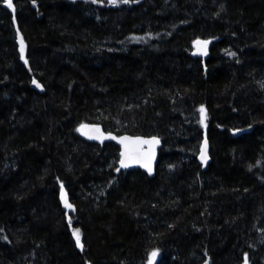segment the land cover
<instances>
[{
	"label": "trees",
	"instance_id": "16d2710c",
	"mask_svg": "<svg viewBox=\"0 0 264 264\" xmlns=\"http://www.w3.org/2000/svg\"><path fill=\"white\" fill-rule=\"evenodd\" d=\"M13 5L0 0V264H264V0ZM85 123L159 136L155 175L119 169L120 146L87 141Z\"/></svg>",
	"mask_w": 264,
	"mask_h": 264
},
{
	"label": "water",
	"instance_id": "95a60500",
	"mask_svg": "<svg viewBox=\"0 0 264 264\" xmlns=\"http://www.w3.org/2000/svg\"><path fill=\"white\" fill-rule=\"evenodd\" d=\"M196 54L206 56L207 47L203 45H199L196 48ZM82 126L80 127V133L84 139H86L87 141L99 142L101 144H104L107 141H113L120 146V154L121 152L125 150V146L124 144L121 143V139L124 137H127L128 144H129V151L133 159L129 162V166L126 168L121 167L120 161H119V169L140 167L143 170H145L149 175L151 176L155 175L156 165H157L158 157H159V149L162 145V140L159 136L135 135V134H130V133L118 134L113 131L105 130L104 126L99 123H85ZM97 129L98 131H96ZM93 137H98V138H93ZM154 138L155 140H158L159 143H154V144L132 143L134 141H152ZM205 140L207 141V157H208L206 162L201 160L200 158L201 152L199 156V159L202 162L204 167L207 166L210 160L209 143L207 139H204L202 143V147L204 145ZM149 168L151 169V171H149ZM63 204L65 205L64 200H63ZM155 252H157V255L155 258H152V255H151L150 264H155L157 260L159 259V252L158 251H155Z\"/></svg>",
	"mask_w": 264,
	"mask_h": 264
},
{
	"label": "snow or ice",
	"instance_id": "6c2138e0",
	"mask_svg": "<svg viewBox=\"0 0 264 264\" xmlns=\"http://www.w3.org/2000/svg\"><path fill=\"white\" fill-rule=\"evenodd\" d=\"M4 2L6 3L7 7L10 8V9H13L14 10V5H13V0H4ZM122 2L124 3H128L129 0H122ZM112 3H116V0H112ZM207 41H204V42H201V41H197L196 44L199 46V45H203L206 47L207 45ZM21 55L23 56V52H24V44H23V40L21 39ZM33 83H36L35 81H33ZM37 87H39V85L37 84ZM200 113H201V116H200V123L201 124H205V121L207 119V115H206V112H205V109L203 107H201L200 109ZM206 126V125H205ZM84 127V126H82ZM98 131V129L96 130ZM93 138H98V137H93ZM121 143L124 144L125 146V150L123 152H121V159H120V166L123 167V168H126L129 166V162L133 159V157L131 156L130 154V151H129V144H128V138L127 137H124L121 139ZM132 143H146V144H154V143H159L158 140H155V138L152 140V141H134ZM201 160L202 161H205L207 160V141L205 140L204 142V145L203 147L201 148V156H200ZM149 171H151V169L149 168ZM61 199L64 200L65 202V205L66 207H71V205H69L67 203V200L63 194V186H61ZM73 237L75 239V243L77 245V247H80V248H83V245L81 243V233H80V230L79 229H74L73 230ZM152 258H155L156 255H157V252H153L152 254Z\"/></svg>",
	"mask_w": 264,
	"mask_h": 264
},
{
	"label": "rangeland",
	"instance_id": "374dc122",
	"mask_svg": "<svg viewBox=\"0 0 264 264\" xmlns=\"http://www.w3.org/2000/svg\"><path fill=\"white\" fill-rule=\"evenodd\" d=\"M112 1V0H111ZM197 41H201V42H204L205 40H197ZM196 41V42H197ZM196 42H195V48H197L198 47V45L196 44ZM207 45H208V43H207ZM207 45H206V47H207Z\"/></svg>",
	"mask_w": 264,
	"mask_h": 264
}]
</instances>
